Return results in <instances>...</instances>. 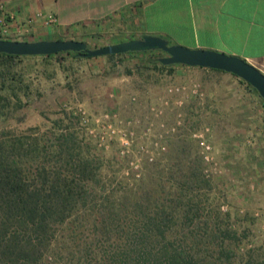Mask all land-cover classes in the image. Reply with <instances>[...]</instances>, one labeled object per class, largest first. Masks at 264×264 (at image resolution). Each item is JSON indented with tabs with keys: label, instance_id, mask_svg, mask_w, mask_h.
I'll return each mask as SVG.
<instances>
[{
	"label": "trees",
	"instance_id": "obj_1",
	"mask_svg": "<svg viewBox=\"0 0 264 264\" xmlns=\"http://www.w3.org/2000/svg\"><path fill=\"white\" fill-rule=\"evenodd\" d=\"M161 51L103 57L119 75L123 56L145 53L155 70L171 74L178 64H162ZM67 56L92 58L73 51L0 53V119L30 100V84L19 71L24 59L54 58L62 65ZM210 101L186 107L191 130L217 112ZM77 118L63 112L44 130L0 136V264H264V252L257 258L254 248L244 261L239 255L248 234L236 227L235 209H221V188L206 176L188 133L173 139L162 158L145 160L141 174L124 176L122 164L106 157Z\"/></svg>",
	"mask_w": 264,
	"mask_h": 264
},
{
	"label": "rangeland",
	"instance_id": "obj_2",
	"mask_svg": "<svg viewBox=\"0 0 264 264\" xmlns=\"http://www.w3.org/2000/svg\"><path fill=\"white\" fill-rule=\"evenodd\" d=\"M82 47L95 48L87 42ZM158 54L166 56L164 51ZM122 61L119 70L123 73L117 75L103 56L78 62L67 56L62 65L54 58L24 59L19 71L30 84V100L0 119V136L27 133L30 127L44 130L51 120L68 112L78 117L77 127L96 140L107 158H117L122 164L119 173L137 176L143 172L145 160L162 158L170 142L186 133L202 155L201 138L193 136L201 133L211 146L212 158L210 164L205 162L204 172L221 188V209H235L241 218L236 227L248 234L239 255L244 261L254 248L259 258L264 252L262 98L229 72L198 69L183 75L180 72L192 67L180 64L173 66L171 74L158 72L148 54L139 52L123 56ZM126 67L131 74L125 73ZM211 98L218 105L217 112L213 117L207 112V118L191 130L186 107L194 101L204 107ZM123 134H127V146ZM155 145L163 146L160 153L142 152Z\"/></svg>",
	"mask_w": 264,
	"mask_h": 264
},
{
	"label": "crops",
	"instance_id": "obj_3",
	"mask_svg": "<svg viewBox=\"0 0 264 264\" xmlns=\"http://www.w3.org/2000/svg\"><path fill=\"white\" fill-rule=\"evenodd\" d=\"M0 4L14 16L10 36L23 40L73 39L96 48L152 35L168 44L235 55L264 71V0H0ZM37 12L52 14L56 22L46 25L35 18ZM198 69L209 68H187L180 74Z\"/></svg>",
	"mask_w": 264,
	"mask_h": 264
},
{
	"label": "water",
	"instance_id": "obj_4",
	"mask_svg": "<svg viewBox=\"0 0 264 264\" xmlns=\"http://www.w3.org/2000/svg\"><path fill=\"white\" fill-rule=\"evenodd\" d=\"M82 42L73 39L8 40L0 38V53L19 56L50 55L73 51L82 57H97L126 53L144 48H157L166 53L159 60L162 64H182L190 67L217 69L229 72L250 84L264 101V74L244 59L221 51L187 48L168 44L158 36L144 35L93 49L83 48Z\"/></svg>",
	"mask_w": 264,
	"mask_h": 264
},
{
	"label": "built area",
	"instance_id": "obj_5",
	"mask_svg": "<svg viewBox=\"0 0 264 264\" xmlns=\"http://www.w3.org/2000/svg\"><path fill=\"white\" fill-rule=\"evenodd\" d=\"M35 18H38V19H41L43 21V23H45L46 25H50L52 23H55L56 22V18L52 15V14H44L42 12H37L35 14ZM32 18H30L29 20H31ZM14 20V16L13 14L9 13L8 11H6L4 8H3V5L0 4V36H9L11 35L10 33V23ZM176 91H179V88H176L175 89ZM169 91H173L172 89H169ZM198 90L195 89V90H192L191 92L193 94H196ZM206 131H207V128H206ZM193 136L195 137H198V138H201V141L199 142L201 147H202V158L203 160L210 164V162L212 161V158L210 157V149H211V146L210 144H208L206 142V140H204L203 138V134H193ZM123 137H127V134H123ZM100 139V136L98 137V140ZM103 139V137H101V140ZM126 139V138H125ZM128 144V140L126 139L123 143V145L127 146ZM157 147H151V149H148V148H143L142 152L144 153L145 152H159V149H163V146H159L158 145H155ZM147 158V157H146ZM142 159V158H141ZM153 158H150V161H152ZM135 167H137V165H135ZM139 167V166H138ZM138 176V175H137Z\"/></svg>",
	"mask_w": 264,
	"mask_h": 264
}]
</instances>
